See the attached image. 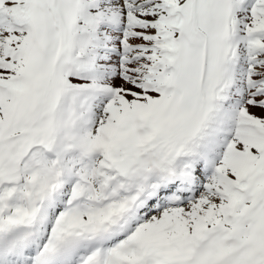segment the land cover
I'll use <instances>...</instances> for the list:
<instances>
[{
  "label": "snow or ice",
  "instance_id": "1",
  "mask_svg": "<svg viewBox=\"0 0 264 264\" xmlns=\"http://www.w3.org/2000/svg\"><path fill=\"white\" fill-rule=\"evenodd\" d=\"M0 264H264V0H0Z\"/></svg>",
  "mask_w": 264,
  "mask_h": 264
}]
</instances>
